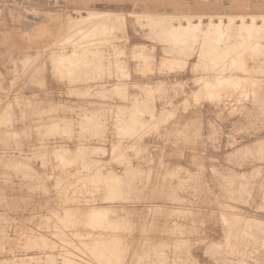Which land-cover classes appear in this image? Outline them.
Here are the masks:
<instances>
[{
    "label": "rangeland",
    "instance_id": "374dc122",
    "mask_svg": "<svg viewBox=\"0 0 264 264\" xmlns=\"http://www.w3.org/2000/svg\"><path fill=\"white\" fill-rule=\"evenodd\" d=\"M263 21L0 0V264H264Z\"/></svg>",
    "mask_w": 264,
    "mask_h": 264
},
{
    "label": "bare ground",
    "instance_id": "6f19581e",
    "mask_svg": "<svg viewBox=\"0 0 264 264\" xmlns=\"http://www.w3.org/2000/svg\"><path fill=\"white\" fill-rule=\"evenodd\" d=\"M112 14H114V13H112ZM112 14H111V15H112ZM103 15H105V14H103ZM108 15H110V14H108ZM108 15H107V16H108ZM111 15H110V16H111ZM110 16H109V17H110ZM174 16H175V15H174ZM250 16H252V15H250ZM116 17H117V16H116ZM193 17H194V16H193ZM193 17H191V19H192ZM237 17L240 18V20L242 19V20L244 21L246 16H242V15H241V16H237ZM124 18H125V17H124ZM159 18H160V17H159ZM198 18H200V17H198ZM257 18H258V17H257ZM137 19H138V18H137ZM182 19H183V18H182ZM189 19H190V18H189ZM189 19H188V21H189ZM221 19H222V18H221ZM254 19H255V18H254ZM158 20H159V19H158ZM170 20H172V19H170ZM164 21H165V20H164ZM243 21H242V23H244ZM159 22H160V21H159ZM167 22H168V21H167ZM167 22H166V23H167ZM240 22H241V21H240ZM254 22H255V20H254ZM263 22H264V21H263ZM162 23H163V22H162ZM157 24H159V23H157ZM163 24H164V23H163ZM249 24H250V23H249ZM252 24H253V23H252ZM193 25H194V24H193ZM242 25H243V24H242ZM242 25H241V26H242ZM163 26H164V25H163ZM194 26L196 27V25H194ZM198 26H199V25H198ZM214 26H216V25L214 24ZM243 26H245V25H243ZM247 26H248V28L250 29V27H249L248 24H247ZM250 26H251V25H250ZM254 26L257 27V26L255 25V23H254ZM258 26H259V25H258ZM263 26H264V25H263ZM168 27H169V26H168ZM168 27H165V29H166V28L168 29ZM181 27H182V26H181ZM189 27H193V26H189ZM195 27H194V28H195ZM245 27H246V26H245ZM252 27H253V25H252ZM261 27H262V26H261ZM261 27H260V29H261ZM94 28H95V27H94ZM152 28H154V27H152ZM158 28H161V27H158ZM186 28H187V27H186ZM238 28H239V27H238ZM163 29H164V28H163ZM169 29H170V28H169ZM176 29H177V28H176ZM188 29H189V28H188ZM191 29H192V28H191ZM197 29H198V28H197ZM214 29H215V28H214ZM216 29H217V28H216ZM260 29H259V30H260ZM262 29H263V27H262ZM184 30H185V28H184ZM211 30H213V28H212ZM247 30H248V29H247ZM255 30H256V29H255ZM257 30H258V29H257ZM157 31H158V30H157ZM171 31H172V30H171ZM185 31H186V30H185ZM209 31H210V29H209ZM154 32H155V31H154ZM160 32H161V30H160ZM162 32H163V31H162ZM191 32H192V31H191ZM211 32H212V31H211ZM214 32L217 33V31H214ZM238 32H239V31H238ZM247 32H248V31H247ZM256 32H257V31H256ZM258 32H259V31H258ZM157 33H159V32H157ZM187 33H188V32H187ZM204 33H205V32H204ZM252 33H253V32H252ZM261 33H262V31H261ZM198 34H199V33H198ZM213 34H214V33H213ZM189 35H190V33H189ZM257 35H258V34H257ZM187 36H188V35H187ZM197 36H198V35H197ZM248 36H249V34H248ZM260 36H261V35H260ZM73 37H74V36H73ZM79 37H80V36H79ZM172 38H173V37H172ZM191 38H192V37H191ZM203 38H204V37H203ZM160 39H161V37H160ZM163 39H164V38H163ZM169 39H170V38H169ZM186 39H187V37H186ZM188 39H189V38H188ZM206 39H207V37H206ZM249 39H250V38H249ZM254 39H255V38H254ZM181 40H182V38H181ZM191 40H192V39H191ZM193 40H194V39H193ZM195 40H196V39H195ZM210 40H211V39H210ZM222 40H223V39H222ZM257 40H258V38H257ZM257 40H256V41H257ZM245 41H246V40H245ZM248 41H249V40H248ZM250 41H252V40H250ZM260 41H261V40H260ZM175 42H176V41H175ZM183 42H184V41H183ZM194 42H195V41H194ZM194 42L192 41V44H193V45H194ZM239 42H240V41H239ZM215 44H216V42H215ZM243 45H244V44H243ZM255 45H256V44H255ZM255 45H254V46H255ZM184 46H185V45H184ZM235 46H236V44H235ZM237 46H238V45H237ZM244 46H245V45H244ZM247 46H248V44H247ZM256 46H257V45H256ZM256 46H255V47H256ZM258 46H259V45H258ZM261 46H262V45H261ZM189 47H190V46H189ZM189 47H188V48H189ZM192 47H193V46H192ZM217 47H218V46H217ZM217 47H216V48H217ZM190 48H191V47H190ZM211 48H212V47H211ZM244 48H245V47H244ZM192 49H193V48H192ZM192 49H189V50H192ZM256 49H257V48H255V50H256ZM240 50H241V49H240ZM248 50H249V49H248ZM249 51H250V50H249ZM82 52H83V51H82ZM239 52H240V51H239ZM241 52H242V51H241ZM180 53H181V52H180ZM210 53H211V52H210ZM217 53H218V52H217ZM229 53H231V52H229ZM236 53H238V52H236ZM243 53H244V51H243ZM243 53H242V54H243ZM177 54H178V53H177ZM233 54H234V53H233ZM78 55H79V54H78ZM82 55H83V54H82ZM101 55H102V54H101ZM234 55H235V54H234ZM72 56H73V55H72ZM72 56H71V57H72ZM75 56H77V55L75 54ZM79 56H80V55H79ZM123 56H124V55H123ZM219 56H220V55H219ZM71 57H70V58H71ZM223 57H224V56H223ZM230 57H231V56H230ZM230 57H229V58H230ZM234 58H235V57H234ZM64 59H65V58H64ZM208 59L210 60L211 58L209 57ZM216 60H217V59H215V61H216ZM220 60H221V59H220ZM79 61H80V60H79ZM215 61H214V62H215ZM236 61H237V60H236ZM236 61H235V63H236ZM65 62H66V61H65ZM209 62H210V61H209ZM216 62H217V61H216ZM76 63H77V62H76ZM69 64H70V63H69ZM74 64H75V63H74ZM213 64H214V63H213ZM224 64H225V63H224ZM233 64H234V63H233ZM115 65H116V64H115ZM73 66H74V65H73ZM227 66H228V63H227ZM71 67H72V66H71ZM77 67H78V65L76 66V68H77ZM206 67H207V66H206ZM211 67H212V66H211ZM224 67H225V66H224ZM74 68H75V67H74ZM78 68H79V67H78ZM196 68H197V67H196ZM200 68H201V67H200ZM227 68H228V67H227ZM84 70H85V69H84ZM229 70H230V69H229ZM68 71H69V70H68ZM79 71H80V69H79ZM211 71H212V70H211ZM224 71H225V69H224ZM227 71H228V70H227ZM227 71H226V72H227ZM87 72H88V71H87ZM88 74H89V73H88ZM231 74H232V73H231ZM68 75H69V74H68ZM73 75H74V74H73ZM84 75H85V74H84ZM90 76H91V75H90ZM109 76H110V74H109ZM109 76H108V77H109ZM82 77H83V76H82ZM91 77H92V76H91ZM216 78H218V77H216ZM234 78H235V77H234ZM77 80H78V79H77ZM77 80H76V81H77ZM254 80H255V79H254ZM198 82H199V81H198ZM233 82H235V81H233ZM247 82H248V81H247ZM221 83H222V82H221ZM231 83H232V82H231ZM238 83H239V81H238ZM245 83H246V82H245ZM232 84H233V83H232ZM235 84H236V83H235ZM250 84H251V83H250ZM253 84H254V82H253ZM207 85H208V84H207ZM209 85H210V84H209ZM221 85H222V84H221ZM204 86H205V85H204ZM211 86H212V85H211ZM232 86H234V85H232ZM228 87H229V86H228ZM234 87H235V86H234ZM239 87H240V86H239ZM115 88H116V87H115ZM123 88H124V87H123ZM123 88H122V89H123ZM204 88H205V87H204ZM120 89H121V88H120ZM125 90H126V89H125ZM236 91H237V90H236ZM85 92H86V90H85ZM102 93H103V92H102ZM213 93H214V92H213ZM209 95H210V94H209ZM247 95H248V94H247ZM103 97H104V96H103ZM121 97H122V96H121ZM120 99H121V98H120ZM194 99H195V98H194ZM107 106H108V105H107ZM70 109H71V108H70ZM72 110H73V109H72ZM105 114H106V113H105ZM133 114H134V113H133ZM122 115H123V114H122ZM136 115H137V114H136ZM96 116H97V115H96ZM77 117H79V116H77ZM89 118H90V117H89ZM93 118H94V116H93ZM84 119H85V118H84ZM61 120H62V119H61ZM98 120H99V119H98ZM86 121H87V120H86ZM92 122H93V121H92ZM97 122H98V121H97ZM155 122H156V121H155ZM55 123H56V122H55ZM79 123H80V122H79ZM88 123H89V122H88ZM102 123H103V122H102ZM139 123H140V122H139ZM82 124H83V122H82ZM90 124H91V123H90ZM95 124H96V123H95ZM99 124H100V123H99ZM146 124H148V123H146ZM48 125H49V124H48ZM66 125H67V123H66ZM72 125H73V124H72ZM103 125H104V124H103ZM135 125H136V124H135ZM49 126H50V125H49ZM69 126H70V125H69ZM85 126H86V125H85ZM97 126H98V125H97ZM131 126H132V125H131ZM143 126H144V125H143ZM46 127H47V129L49 128L48 126H46ZM56 127H57V126H56ZM89 127H90V126H89ZM98 127H99V126H98ZM37 128H38V127H37ZM51 128H53L52 125H51ZM64 128H65V126H64ZM68 128H70V127H68ZM72 128H73V126H72ZM99 128H100V127H99ZM129 128H130V127H128V129H129ZM43 129H44V128H43ZM84 129H85V128H83V131H84ZM86 129H87V127H86ZM51 130H53V129H51ZM56 130H57V128H56ZM60 130H61V129H60ZM118 130H119V129H118ZM120 130H121V129H120ZM120 130H119V131H120ZM58 131H59V128H58ZM68 131H70V130H68ZM85 131H86V130H85ZM65 132H66V131H65ZM88 132H89V131H88ZM129 132H130V131H129ZM132 132H133V130H132ZM46 133H47V132H46ZM96 133H97V132H96ZM123 133H124V132H123ZM127 133H128V132H127ZM48 134H49V133H48ZM56 134H57V133H56ZM64 134H65V133H64ZM68 134H69V133H68ZM131 134H132V133H131ZM68 136H69V135H68ZM60 151H61V150H60ZM60 151H59V152H60ZM101 152H104V150L101 151ZM104 154H106V153H104ZM47 155H48V154H47ZM39 156H40V155H39ZM39 156H38V157H39ZM61 156H62V155H61ZM44 157H45V156H44ZM110 157H111V156H110ZM36 159H37V158H36ZM44 159H45V158H44ZM10 161H11V160H10ZM41 161H42V160H41ZM42 163H43V162H42ZM103 163H104V162H103ZM14 164H15V163H14ZM10 166H11V165H10ZM16 166L18 167V165H16ZM20 166H22V165L20 164ZM25 166H26V165H25ZM25 166H24V167H25ZM89 166H90V165H89ZM10 168H11V167H10ZM86 168H87V167H86ZM95 168H96V167H95ZM87 169H89V168H87ZM91 169H92V168H91ZM97 170H98V169H97ZM87 173H88V172H87ZM80 174H81V173H80ZM23 175H24V174H23ZM85 175H87V174H85ZM80 177H81V175H80ZM83 177H84V176H83ZM23 178H24V177H23ZM73 178H74V177H73ZM102 178H103V177H102ZM26 179H28V178H26ZM34 179H35V177H34ZM68 179H69V178H68ZM23 180H24V179H23ZM29 180H30V179H29ZM38 180H39V179H38ZM75 180H76V179H75ZM77 180H78V179H77ZM66 181H67V180H66ZM38 182H39V181H38ZM56 182H58V181H56ZM61 183H62V182H61ZM32 184H33V183H32ZM59 184H60V183H59ZM57 185H58V184H57ZM60 185H61V184H60ZM24 186H25V185H24ZM35 188H36V187H35ZM62 188H63V185H62ZM30 189H31V188H30ZM57 189H58V188H57ZM60 191H61V190H60ZM32 195H33V194H32ZM92 214H93V212H92ZM95 214H96V213H95ZM53 215H55V214H53ZM93 215H94V214H93ZM72 217H73V216H72ZM93 217H95V216H93ZM70 218H71V217H70ZM59 220H60V219H59ZM98 220H99V219H98ZM68 222H69V221H68ZM58 230H59V229H58ZM55 235H56V234H55ZM38 236H39V235H38ZM34 237H35V236H34ZM33 240H34V239H33ZM35 240H36V239H35ZM52 245H53V244H52ZM52 245H51V246H52ZM76 250H77V249H76ZM77 252H79V251H77ZM60 253H61V252H60ZM80 253H81V252H80ZM81 254H82V253H81ZM71 255H72V254H71ZM50 256H51V255H50ZM59 256H60V255H59ZM75 256H76V255H75ZM52 257H53V256H52ZM73 257H74V256H73ZM58 258H59V257H58ZM60 258H61V257H60ZM63 258H64V257H63ZM78 258H79V257H78ZM88 259H89V258H88ZM37 260H38V259H37ZM47 260H48V259H47ZM62 261H63V260H62ZM66 261H67V260H66ZM47 262H48V261H47ZM46 264H47V263H46ZM52 264H53V263H52ZM68 264H71V263H68ZM74 264H75V263H74ZM88 264H89V263H88Z\"/></svg>",
    "mask_w": 264,
    "mask_h": 264
},
{
    "label": "crops",
    "instance_id": "0c3cea01",
    "mask_svg": "<svg viewBox=\"0 0 264 264\" xmlns=\"http://www.w3.org/2000/svg\"><path fill=\"white\" fill-rule=\"evenodd\" d=\"M245 15H247V14H242V16H245ZM249 16V15H248Z\"/></svg>",
    "mask_w": 264,
    "mask_h": 264
}]
</instances>
